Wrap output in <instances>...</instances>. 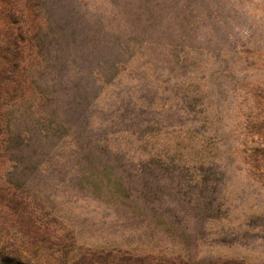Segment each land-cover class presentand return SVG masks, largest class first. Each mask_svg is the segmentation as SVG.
<instances>
[{
    "label": "rangeland",
    "instance_id": "374dc122",
    "mask_svg": "<svg viewBox=\"0 0 264 264\" xmlns=\"http://www.w3.org/2000/svg\"><path fill=\"white\" fill-rule=\"evenodd\" d=\"M57 3L78 29L45 10L31 98L7 107L0 152V188L26 191L40 236L31 214H0V249L264 264V182L243 155L261 142L264 0Z\"/></svg>",
    "mask_w": 264,
    "mask_h": 264
},
{
    "label": "trees",
    "instance_id": "16d2710c",
    "mask_svg": "<svg viewBox=\"0 0 264 264\" xmlns=\"http://www.w3.org/2000/svg\"><path fill=\"white\" fill-rule=\"evenodd\" d=\"M65 0H0V152L8 144V137L11 134V123L6 118V110L9 104H19L30 99V91L35 85L34 71L36 67L37 49L44 37L43 22L45 23L44 12L56 15L54 23L63 20L66 27L69 25L78 29L76 17L69 13L62 19L57 16L58 9L63 11L57 2ZM67 13V12H66ZM59 15V14H58ZM70 29V28H69ZM59 34L60 39L66 36H75L76 30ZM67 45V41L65 42ZM65 47L59 50L60 59L65 63ZM11 100V101H10ZM264 100V97H263ZM10 101V102H9ZM261 137L258 146L243 151L246 175L256 181L264 182V119L258 120ZM20 190H3L0 188V214H13L22 216L30 213L31 204ZM34 211V210H33ZM39 218L32 214L28 219L29 230L32 241H37L41 229L38 228ZM1 242V240H0ZM32 245H36L32 243ZM0 264H39L26 255L23 248L20 250L14 245H5L0 249ZM77 264H108L106 262H79ZM125 264H177L176 262L153 263L150 258L128 259ZM221 264H247L242 261L227 260Z\"/></svg>",
    "mask_w": 264,
    "mask_h": 264
}]
</instances>
